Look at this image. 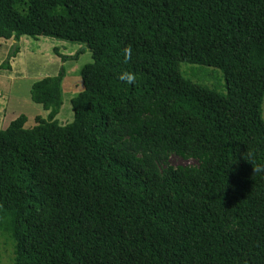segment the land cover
<instances>
[{
	"label": "trees",
	"instance_id": "obj_1",
	"mask_svg": "<svg viewBox=\"0 0 264 264\" xmlns=\"http://www.w3.org/2000/svg\"><path fill=\"white\" fill-rule=\"evenodd\" d=\"M25 36L93 61L72 121L62 67L32 86L48 118L0 129L13 264H264V0H0V39ZM184 62L221 69L226 92Z\"/></svg>",
	"mask_w": 264,
	"mask_h": 264
},
{
	"label": "rangeland",
	"instance_id": "obj_2",
	"mask_svg": "<svg viewBox=\"0 0 264 264\" xmlns=\"http://www.w3.org/2000/svg\"><path fill=\"white\" fill-rule=\"evenodd\" d=\"M13 41L0 39V129L8 127L21 114L29 118L27 127L35 125L37 116L47 119L49 112L42 104L32 100V86L39 79L56 76L62 67L66 70L64 104L57 119L61 123L72 121L71 100L84 88L81 71L93 61L91 51L76 42L45 36H25L19 42ZM181 70L186 78L194 82L226 92L224 74L219 68L184 62ZM15 112L19 113L15 115ZM169 163L176 167L198 165L195 159H184L175 154L170 156ZM13 249L12 242L6 245L4 239H0V264H13Z\"/></svg>",
	"mask_w": 264,
	"mask_h": 264
},
{
	"label": "clouds",
	"instance_id": "obj_3",
	"mask_svg": "<svg viewBox=\"0 0 264 264\" xmlns=\"http://www.w3.org/2000/svg\"><path fill=\"white\" fill-rule=\"evenodd\" d=\"M125 54H126V56H130L131 49L130 48L126 49ZM119 79L121 81L128 83V84H133L135 82V75L130 73V72H123L120 74Z\"/></svg>",
	"mask_w": 264,
	"mask_h": 264
},
{
	"label": "crops",
	"instance_id": "obj_4",
	"mask_svg": "<svg viewBox=\"0 0 264 264\" xmlns=\"http://www.w3.org/2000/svg\"><path fill=\"white\" fill-rule=\"evenodd\" d=\"M9 41H12V40H9ZM13 42H16V41H13ZM16 109H17V108H16ZM47 111L50 112L49 110H47ZM13 112H14V111H12V113H13ZM18 113H19V112H15L14 114L17 115ZM15 118H17V116H16ZM28 119H29V118H28ZM45 119H46V118H45ZM12 121H13V120H12ZM12 121H11V122H12ZM11 122H10V123H11ZM10 123H9V124H10ZM35 124H36V118H35Z\"/></svg>",
	"mask_w": 264,
	"mask_h": 264
}]
</instances>
